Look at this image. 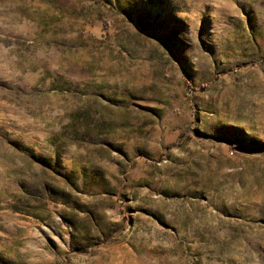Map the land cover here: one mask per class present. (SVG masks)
<instances>
[{
	"label": "rangeland",
	"instance_id": "rangeland-1",
	"mask_svg": "<svg viewBox=\"0 0 264 264\" xmlns=\"http://www.w3.org/2000/svg\"><path fill=\"white\" fill-rule=\"evenodd\" d=\"M0 264H264V0H0Z\"/></svg>",
	"mask_w": 264,
	"mask_h": 264
}]
</instances>
